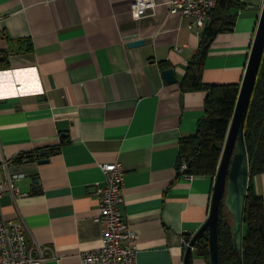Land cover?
<instances>
[{
  "label": "crops",
  "instance_id": "obj_1",
  "mask_svg": "<svg viewBox=\"0 0 264 264\" xmlns=\"http://www.w3.org/2000/svg\"><path fill=\"white\" fill-rule=\"evenodd\" d=\"M132 1L0 0L9 64L0 69V181L4 159L25 174L22 195L6 192L0 205L5 218L23 220L29 244L46 248V264H81L82 250L99 245V163L124 168L121 211L137 234L138 264H184L187 236L209 216L216 175L190 179L177 167L182 138L205 112L206 91L181 86L204 28L169 13L170 0L136 18ZM239 1L230 30L209 47L203 82L241 83L263 0ZM136 39L144 43L129 46ZM253 181L264 200V171ZM191 264H208L195 247Z\"/></svg>",
  "mask_w": 264,
  "mask_h": 264
},
{
  "label": "trees",
  "instance_id": "obj_2",
  "mask_svg": "<svg viewBox=\"0 0 264 264\" xmlns=\"http://www.w3.org/2000/svg\"><path fill=\"white\" fill-rule=\"evenodd\" d=\"M239 0H218L202 32L195 54L189 60L181 86L187 89L206 91L205 112L199 119L196 132L182 138L180 156L187 162L186 174L215 176L231 121L240 83L211 84L201 80L204 60L209 47L219 32L230 30L235 16L230 13L233 6H242ZM7 52L0 51V69L8 67ZM245 142L249 162V181L244 199L242 250L233 248L231 237L232 215L224 205L220 206L218 220V244L221 264H264V200L255 189L253 176L264 171V52L251 95L245 119ZM58 146L44 148L48 156ZM38 151V153L40 152ZM34 152V151H33ZM26 152L16 160L29 157ZM189 235L186 241H189ZM197 255L209 264L208 233L203 232L195 244ZM188 264H191V257Z\"/></svg>",
  "mask_w": 264,
  "mask_h": 264
},
{
  "label": "built area",
  "instance_id": "obj_3",
  "mask_svg": "<svg viewBox=\"0 0 264 264\" xmlns=\"http://www.w3.org/2000/svg\"><path fill=\"white\" fill-rule=\"evenodd\" d=\"M217 2L218 0H170L169 13L191 17L189 27L203 29ZM157 5L158 0H133L132 14L136 18L143 17L153 12ZM8 164L7 160H2L6 176L0 181V198L8 192L16 199L22 195L16 181L25 174L10 173ZM99 167L104 178L102 184H94L99 198L94 220L101 224V238L98 246L82 250L81 264H138L134 245L137 234L121 211L124 204V168L119 161L99 163ZM186 168L187 162L181 158L178 171L191 179L194 174L184 173ZM45 250L38 243L29 244L23 220L5 218L0 205V264H46L49 255L45 254Z\"/></svg>",
  "mask_w": 264,
  "mask_h": 264
},
{
  "label": "water",
  "instance_id": "obj_4",
  "mask_svg": "<svg viewBox=\"0 0 264 264\" xmlns=\"http://www.w3.org/2000/svg\"><path fill=\"white\" fill-rule=\"evenodd\" d=\"M143 39L129 42V46H138ZM264 52V0L259 15L255 36L251 45L245 72L242 77L234 112L229 123L212 191L209 216L202 226L191 236L184 254V264H188L192 249L200 235L207 231L209 264H221L218 244V220L220 206L224 205L232 215L231 237L235 250H242L243 208L249 181V162L245 142V119L251 95ZM162 77L168 83L175 82L173 68L161 70ZM45 152H40L45 156ZM44 158L42 161H46ZM178 167V165H177Z\"/></svg>",
  "mask_w": 264,
  "mask_h": 264
}]
</instances>
